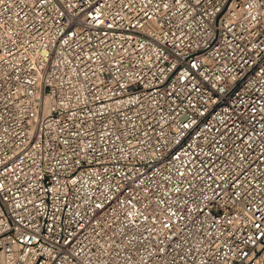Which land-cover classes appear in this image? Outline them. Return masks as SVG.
<instances>
[{
  "label": "built area",
  "instance_id": "1",
  "mask_svg": "<svg viewBox=\"0 0 264 264\" xmlns=\"http://www.w3.org/2000/svg\"><path fill=\"white\" fill-rule=\"evenodd\" d=\"M0 264H264V0H0Z\"/></svg>",
  "mask_w": 264,
  "mask_h": 264
}]
</instances>
